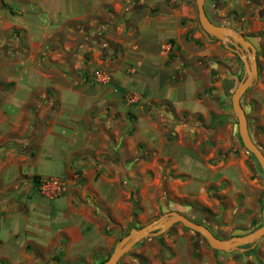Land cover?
<instances>
[{"label":"crops","instance_id":"obj_1","mask_svg":"<svg viewBox=\"0 0 264 264\" xmlns=\"http://www.w3.org/2000/svg\"><path fill=\"white\" fill-rule=\"evenodd\" d=\"M156 1L169 0H0V197L8 194L0 200V264L102 259L115 245L108 223L117 230L160 210L200 224L194 216L204 221L212 210L202 193L213 176L192 165L196 154L180 139L165 140L182 124L144 112L154 102L178 114L185 97L166 75L152 88L159 48L181 34L171 14L149 10ZM157 161L184 180L159 182ZM48 178L64 183L60 196L39 195L32 180ZM183 201L206 212L188 216L178 210ZM165 242V264H217L179 229ZM158 246L139 241L124 264H152Z\"/></svg>","mask_w":264,"mask_h":264},{"label":"rangeland","instance_id":"obj_2","mask_svg":"<svg viewBox=\"0 0 264 264\" xmlns=\"http://www.w3.org/2000/svg\"><path fill=\"white\" fill-rule=\"evenodd\" d=\"M257 1L204 0L203 8L212 23L232 24L234 30L255 48V73L251 85L240 97V105L245 115L247 132L264 156V30L260 29V26H264V1L259 0V6ZM162 4H165L167 10L163 9ZM152 9V12L157 10L171 14L181 31L179 39L165 41L166 46L169 45L168 49L159 48L162 70H158L157 74L152 73V88L155 89L157 85L158 75H166L167 85L171 88L181 87L180 91L185 97L179 102L183 110L178 114H174L170 103L152 102L148 108L157 117L166 119L170 116L162 112L164 109L171 111L172 119L169 120H172L173 125L180 122L182 126L177 133L167 130L164 133L166 142L173 138L174 141L180 139L182 147L196 154L199 163L192 165L203 171L204 178L213 176L214 181L207 184L205 179L202 193L213 212H206L204 208L189 201L179 203L181 207L178 210L188 216L196 214V211H205L204 221L195 216L194 220L206 224L208 230L222 239L249 233L264 223V175L252 155L242 147L237 134L236 118L231 110L230 96L237 84L245 78L242 62L235 53L223 47L219 41L209 38L200 29L194 0H169L166 3L156 1ZM178 98L179 91L173 94V102L177 100L178 104ZM157 162V171L161 173L159 182L163 178L184 180V175H174L172 170L166 172L168 166L164 167L161 161ZM162 213L158 210L155 215L136 225L129 224L116 230L115 226L106 224L104 229L106 234L116 237V244L131 228L144 226ZM178 229L190 235L191 245H202L211 252L217 264H264V236L253 246L224 253L210 249L201 237L180 224L150 238L153 243H158L156 238H159L161 243L152 258V264H165L170 251L165 239ZM161 247L165 253L160 252ZM133 251L132 247L116 264H124V259L134 255ZM110 253H106L102 259L70 264H98Z\"/></svg>","mask_w":264,"mask_h":264},{"label":"water","instance_id":"obj_3","mask_svg":"<svg viewBox=\"0 0 264 264\" xmlns=\"http://www.w3.org/2000/svg\"><path fill=\"white\" fill-rule=\"evenodd\" d=\"M203 2L204 0H194L196 19L200 29L209 38L219 41L223 47L235 53L242 62L245 78L237 84L230 96L231 110L236 118L237 134L242 147L252 155L264 175V156L247 132L245 115L240 105V97L251 85L255 73V48L233 28L212 23L204 12ZM175 224H180L183 228L197 234L210 249L224 253H230L248 245L253 246L264 236L263 223L249 233L220 239L215 237L205 226L189 220L176 211H168L144 226L131 228L125 236L116 242L109 256L98 264H116L118 259L136 243L146 238L157 237Z\"/></svg>","mask_w":264,"mask_h":264},{"label":"built area","instance_id":"obj_4","mask_svg":"<svg viewBox=\"0 0 264 264\" xmlns=\"http://www.w3.org/2000/svg\"><path fill=\"white\" fill-rule=\"evenodd\" d=\"M165 48L168 49L169 45L165 46ZM129 71L132 72L131 69H129ZM95 76L96 81L99 83H104L108 79L106 73H97ZM126 98L129 102L134 101V97L130 94H128ZM75 177L77 176L75 175ZM63 188L64 183L57 178H48L37 181V190L39 195L48 199H53L60 196Z\"/></svg>","mask_w":264,"mask_h":264},{"label":"trees","instance_id":"obj_5","mask_svg":"<svg viewBox=\"0 0 264 264\" xmlns=\"http://www.w3.org/2000/svg\"><path fill=\"white\" fill-rule=\"evenodd\" d=\"M151 11H153V9L151 8ZM84 32V34L86 35V36H90V32L89 31H83ZM94 43H102V41H100L99 39L98 40H92ZM107 45V44H106ZM8 49L6 48V47H2L1 48V51L2 52H4V51H7ZM144 111L145 112H148V113H150V114H152V110H150L148 107H146L145 109H144ZM164 115H167V116H170L171 117V115H172V113H171V111L170 110H166V109H164V111L162 112ZM32 182L33 183H35V184H37V181L36 180H32ZM7 195L8 194H6V195H4V196H1L0 197V200H2V199H5V198H7ZM107 223H108V221H107ZM109 224V223H108ZM110 225V224H109ZM172 228V227H171ZM171 228L170 229H168V231L169 230H171ZM167 231V232H168ZM104 233H106V229H104ZM158 241H159V238H156ZM160 243V242H159ZM160 245H161V243H160ZM195 247H196V245H195V243H192V249H195ZM165 249L163 248V247H161V249H160V252L161 253H165V251H164Z\"/></svg>","mask_w":264,"mask_h":264}]
</instances>
